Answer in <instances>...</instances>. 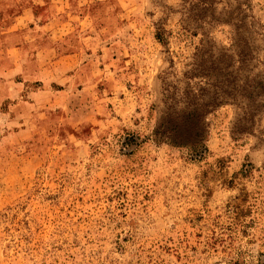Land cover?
Segmentation results:
<instances>
[{"label":"rangeland","instance_id":"374dc122","mask_svg":"<svg viewBox=\"0 0 264 264\" xmlns=\"http://www.w3.org/2000/svg\"><path fill=\"white\" fill-rule=\"evenodd\" d=\"M3 1L73 60L0 88V264H264V0Z\"/></svg>","mask_w":264,"mask_h":264},{"label":"crops","instance_id":"0c3cea01","mask_svg":"<svg viewBox=\"0 0 264 264\" xmlns=\"http://www.w3.org/2000/svg\"><path fill=\"white\" fill-rule=\"evenodd\" d=\"M5 2L7 3V1H0V8L3 4H6ZM6 19L8 17L4 20L2 18L3 28H0V88L13 89V84L21 80L24 83L39 82L45 74V67L55 71L61 66H65V68L72 66L71 61L73 58L69 54L59 58V55H53L54 62L51 65L46 62V60H50V50L55 53L56 49L51 48L49 50V46L53 43L46 42V40L41 41L46 34L45 19H42L41 16L37 17V21H34L30 26L31 29L27 26L28 31L26 29L25 33L20 32V41L16 43H9L8 37L13 33L15 34L17 28L12 26V18H10L9 25H7L8 21ZM29 31L30 33H28ZM34 41L35 49H30L28 47L29 43ZM82 62L83 60L78 64ZM5 98L7 99V97Z\"/></svg>","mask_w":264,"mask_h":264},{"label":"trees","instance_id":"16d2710c","mask_svg":"<svg viewBox=\"0 0 264 264\" xmlns=\"http://www.w3.org/2000/svg\"><path fill=\"white\" fill-rule=\"evenodd\" d=\"M213 106L209 104H197L196 108L189 112L193 117L189 121L190 128H181L180 121L175 118L160 120L153 131L156 140H166L169 144L180 147L196 148L203 141L205 137L204 113L208 107ZM181 128V129H180Z\"/></svg>","mask_w":264,"mask_h":264}]
</instances>
